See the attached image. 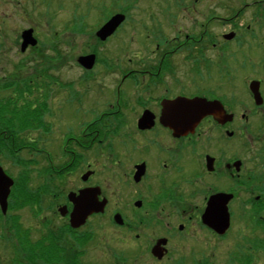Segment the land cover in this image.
<instances>
[{
	"label": "flooded vegetation",
	"instance_id": "1",
	"mask_svg": "<svg viewBox=\"0 0 264 264\" xmlns=\"http://www.w3.org/2000/svg\"><path fill=\"white\" fill-rule=\"evenodd\" d=\"M139 1L130 0L125 10L103 14L99 23L86 24L83 33H78L83 38V50L68 56L66 63L81 73L61 85L66 87L72 106L67 113L71 116L68 125L65 120L60 125L58 120L46 119L52 115L50 95L43 94L41 81L43 68H49L43 60L34 58L40 106L33 129L36 136L29 138L27 146H33L31 151L40 162H46L36 173L41 169L40 178L46 173L51 178L50 187L57 195L53 214L61 195L54 180L62 179V175L74 173L76 182L61 204L68 212L59 215L67 221L74 207L68 192L76 196L81 189L97 190L101 209L72 230L81 234L85 231L79 232L80 228L101 218L121 232L120 240L129 241L137 251H145L156 261L182 264L187 259L198 260L187 251L195 244L181 242L188 235H197L189 233L193 226L213 240L229 233L233 197L240 190L249 192L242 208L246 217L254 216L255 221L264 217L260 214L264 212V192L251 195L250 190L252 186V192L257 186L259 191L264 190V135H258L264 132V91L261 80L257 98L245 83V94L235 91L236 70L226 53L228 46H219L216 38L219 21L223 24L231 16L196 12L203 0L182 2V8L188 9L183 13L171 10L172 5L180 3H166V11L161 12L158 3L151 1L147 7L157 5L160 13H143L146 7ZM21 6L20 0H0V63L13 54L18 56L16 62L12 61L15 75L26 73L22 56L36 50L40 43L34 27H26V11ZM115 14H122V19L104 38L98 37V28ZM28 29L36 42L22 50V33ZM70 30L69 42L74 49L78 45L75 29ZM230 33H222V37ZM58 35V31L53 33L48 88L60 87V64L66 57L59 49ZM209 48L225 51L218 60L208 55ZM80 55L91 56L87 67L78 62ZM10 75L1 78L0 84L8 82L13 77ZM76 80L83 82L84 90ZM200 99L217 101L219 110L216 115H204L189 128L194 113H186V101ZM240 105H246V113L236 112ZM80 117L84 119L79 122ZM49 134L53 135L48 139ZM236 137L245 139L247 148L260 161L255 171L261 177L251 175L250 168L244 172V160L234 150ZM215 193L231 195L227 203L230 225L222 235L201 221L206 201Z\"/></svg>",
	"mask_w": 264,
	"mask_h": 264
},
{
	"label": "rangeland",
	"instance_id": "2",
	"mask_svg": "<svg viewBox=\"0 0 264 264\" xmlns=\"http://www.w3.org/2000/svg\"><path fill=\"white\" fill-rule=\"evenodd\" d=\"M25 8V20L26 27H34L37 35L39 36V46L33 52L27 53L22 56V59L26 63V71H32L33 67H36L35 57L43 60L46 66L49 68L47 72H51V62L49 57L52 55V39L53 33L58 31L59 43L63 53L66 55L65 62L60 64L59 79L60 87L49 88V99L48 102L51 106L52 115L48 114L47 118L50 122L59 121L60 125H68L70 121L67 114L70 112L72 106L67 96L66 87L64 86L68 79L77 77L81 71L78 68L71 69V66L67 64L68 56L72 57L77 55L79 51L83 50L82 46V35L86 24H97L102 18L103 14L113 12L115 10L128 8V4L132 3L130 0H20ZM133 1V0H132ZM149 1L157 2L161 12L166 11V3L177 2L180 5L171 6V10L174 12H188V9H183L181 3L185 1L193 2L194 0H140L139 3H143V13L155 12L160 13L158 6H149ZM198 0L197 2H200ZM212 6V7H211ZM201 8V10L199 8ZM196 12H212L216 11L219 14H226L232 17L231 20L220 24L217 32V39L219 40L218 45L226 43V53L228 58L232 59L231 64L236 70L234 74L235 87L237 88L236 93L245 94L246 87L252 80L259 83L261 80L262 89L264 91V0H203L202 5L198 6ZM211 8V9H210ZM189 10H191L189 8ZM132 13V11H128ZM136 12L133 10V13ZM193 12V11H192ZM224 23H229V25ZM230 23H232L230 25ZM75 29V42L76 46L72 49L69 42V31ZM230 33L224 39L222 33ZM69 33V34H68ZM227 39V40H226ZM66 45V47L64 46ZM208 53L214 59L220 60L223 52L220 48L217 51L211 50ZM35 52V53H34ZM68 53V55H67ZM232 56V58H231ZM63 58V59H64ZM18 56L12 55L10 59L0 63V79L4 76H14L13 74V62H16ZM61 59V58H60ZM59 59V60H60ZM62 59V60H63ZM71 59V58H70ZM234 62V63H233ZM24 71L21 72L23 74ZM81 90H84L83 82L76 80L75 82ZM2 91L0 94H4ZM238 100V99H237ZM236 101V99H235ZM250 103V102H249ZM264 108V106H263ZM245 109V110H244ZM246 105H240L236 110L237 113H246ZM261 115V114H260ZM87 118V117H86ZM83 117L79 118V122L83 121ZM23 134V133H22ZM24 135L30 139H34L36 132L30 129L29 132H24ZM53 134L48 135V139ZM254 135V134H253ZM259 136H263V133H258ZM264 137V136H263ZM262 137V138H263ZM244 142V143H243ZM246 140L238 139L234 140V150L237 151V155L241 160H244L245 169H252L251 175L260 176L255 170L260 167V161L252 155L250 150L247 148ZM33 144V143H32ZM35 145V144H34ZM239 152V153H238ZM21 157L25 159H31L32 165L35 169L41 168L46 162L41 161L39 157H36L35 153L30 148H24L20 152ZM59 161H61L59 159ZM0 166L10 176L14 177L19 168L14 166L10 160V157H1ZM41 170V169H40ZM36 170H34V174ZM32 173V178L34 177ZM262 176V175H261ZM260 176V177H261ZM62 179L54 180L58 184V189L61 190L57 206L64 203V196L67 190H71L75 186L76 182L73 177L74 173H68L61 176ZM258 177V178H260ZM257 178V180H258ZM41 178L33 181L32 185L41 182ZM35 180V178H34ZM253 185V184H252ZM258 187V186H257ZM256 188V192H252L254 186L251 187V195L259 194ZM248 191H239L233 197L232 209L234 210L232 217V224L229 233L218 240L205 233L197 226H193L189 233L196 232V236L188 235L187 238L181 240V242H192L195 244L193 247L189 246L187 251L193 252L198 258H202V261H191L189 259L184 260L182 264H264V217L262 220L258 219L255 221L254 216H247V212H243L244 203L243 200L249 197ZM251 200V198H250ZM46 203V202H45ZM55 213L48 210L46 205L42 206V212L39 216H34L33 212L29 208L25 207L16 211L19 214L20 222L23 227L29 229L31 238L36 239L47 233L48 228L43 227V221L51 220L49 227L55 229L62 225H68L66 218H62L57 212L56 207L54 208ZM8 213V209L5 214ZM251 213V212H250ZM264 216V212L260 213ZM54 215V216H53ZM248 215V214H247ZM53 217V218H52ZM261 221V222H259ZM66 228V227H65ZM195 228V229H194ZM199 228V229H197ZM91 232V237L87 244L79 247L81 261L88 264H178L177 261H156L150 257L145 251H137L133 244L129 241L120 240L119 236H123L121 232L117 231L107 220H92L84 227L79 229V232ZM67 240L70 242L69 231L66 228ZM76 235L78 233H75ZM186 234H183L185 236ZM181 237V238H182ZM191 238H195L190 240ZM14 257L11 248V243L8 240L0 238V259L4 264H14L12 258Z\"/></svg>",
	"mask_w": 264,
	"mask_h": 264
},
{
	"label": "trees",
	"instance_id": "3",
	"mask_svg": "<svg viewBox=\"0 0 264 264\" xmlns=\"http://www.w3.org/2000/svg\"><path fill=\"white\" fill-rule=\"evenodd\" d=\"M47 71L46 68L42 70L43 94L48 93L51 82V75ZM39 87L36 67L0 84V93L5 91L4 94H0V158L10 157L12 164L19 168L13 177L14 183L8 196V213L6 215L0 213V238L10 241L14 264H86L81 261L82 252H79V247L88 243L91 237L88 232L76 235L67 224L51 230L49 227L51 220H45L43 227L50 230L45 235L33 239L29 229L23 227L19 214L16 213L17 210L27 207L34 216H39L43 205H46L48 210H53L57 197L50 187L51 178L47 177V173L41 182L32 185L33 181L40 178L41 172L39 170L34 174V170L37 169L33 167L31 159H25L20 155L24 148L34 149L33 146H27L30 142L24 132L33 130L39 117ZM46 109L44 101L42 110ZM65 227L69 231L70 242L64 238V235L68 234ZM0 264H4L1 259Z\"/></svg>",
	"mask_w": 264,
	"mask_h": 264
},
{
	"label": "water",
	"instance_id": "4",
	"mask_svg": "<svg viewBox=\"0 0 264 264\" xmlns=\"http://www.w3.org/2000/svg\"><path fill=\"white\" fill-rule=\"evenodd\" d=\"M122 19V14H115L108 19L98 30L96 34L100 38H104L117 24L118 21ZM22 44L21 49L23 50L27 44L34 45L35 40L31 37L30 29L22 33ZM78 62L87 67L91 62V56L80 55L77 58ZM258 82L252 80L249 84V89L254 93V97L259 96L257 90ZM220 103L217 101H206L200 99L199 101H186V113H194L192 119L190 120L188 127L191 128L192 125L201 119L206 114H215L219 110ZM189 108H194L192 110ZM188 128V129H189ZM13 185V178L5 173L3 168L0 166V212L2 214L6 213L8 196L10 194L11 186ZM73 192H68L67 197L74 204L73 209L69 212L68 223L71 228H78L84 224L87 216L93 211H99L101 209V203L97 200V190L96 189H81L78 194L74 196ZM231 198L230 194L226 193H215L208 197L205 209L201 215V221L203 224L208 226L210 229L214 230L218 234H222L229 227V212L227 210V203ZM60 215H65L67 207L65 205H60L57 208Z\"/></svg>",
	"mask_w": 264,
	"mask_h": 264
}]
</instances>
